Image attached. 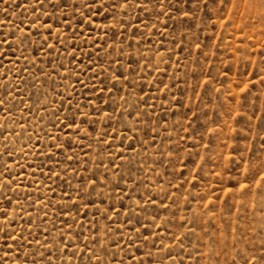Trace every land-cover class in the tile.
<instances>
[{
    "label": "rangeland",
    "instance_id": "obj_1",
    "mask_svg": "<svg viewBox=\"0 0 264 264\" xmlns=\"http://www.w3.org/2000/svg\"><path fill=\"white\" fill-rule=\"evenodd\" d=\"M19 2L0 0V31L16 33L19 28L22 33L28 21L38 14L17 7ZM75 2L79 4L80 0ZM172 2L175 4V0ZM193 3L194 0H189L184 5L185 10ZM45 6L51 10L50 4ZM258 11L251 9L252 14ZM165 12L166 15H161L157 21L155 12L149 15L140 12L138 7L129 8L126 14L121 12L118 16L124 23L118 28H108V35L102 30L104 21L97 17L99 27L87 37L88 46L84 43L86 32L75 41L80 48L75 53V61L71 60L72 30L63 28L60 36L65 41L63 47L49 39L54 49L44 57H34L32 49L36 45L26 44L12 56V60L24 57L18 64L5 61L10 70L27 68L28 72H15L8 80L0 77V94L11 93L0 95V98L7 101L5 108L12 109L7 115L0 112V126H6L8 136L7 142L0 136V154L7 146L10 152L14 151L13 159L19 160L22 168L31 167L17 177L20 169L13 164V179L19 182V187L14 183L12 187L16 191L8 195L14 203L19 199L21 208L14 226L7 231L16 237L23 234L26 239L17 243L8 240L5 245L7 237L0 231V264H33V261L48 264L49 260L51 264H96L97 258L100 264H120V261L129 264L130 255H142L136 251L137 246L144 253H152L154 264H244V260H251L253 255H264L260 250L264 239V175L249 168L250 160L264 159V83L261 82L264 80V28L259 23H249L243 31L239 30L248 16L243 5L239 8L243 16L230 12L225 18L208 19L203 12H197L201 19L194 23L190 18L169 19V16H177L175 7ZM69 14H72L71 8L63 13L64 16ZM56 15L61 14L57 12ZM138 17H143L148 27L139 23ZM75 27L73 21V29ZM113 32H116L114 37ZM53 35H56L55 28ZM92 41L95 47L91 46ZM15 48L16 42L13 43ZM89 56L95 72L101 71L95 61L105 66L100 79L107 77L105 83L110 91H105L95 103L103 108L101 99L113 96L105 109L111 114L107 120L102 114L94 117L85 107L91 103L86 97L93 96L87 90L92 87L91 73L80 74L86 85L82 88L75 76L69 77L59 67L62 63L70 72L79 74V67L84 65L78 66V62L83 60L86 65ZM41 70L49 74L47 79L41 75ZM121 70L124 75L115 83L116 89L123 90L117 93L109 74ZM3 71L0 68V73ZM33 76L40 83L33 80ZM68 85H73L75 90ZM33 92L41 97L40 105L46 108L38 110L40 105L34 103L36 96L29 99ZM45 92L47 96L42 95ZM68 95L71 96L70 112L65 99ZM61 100H65L62 108ZM78 104L81 111L89 113V122L99 120L94 125L97 131L86 139L83 132L77 137L73 131H68L65 137L67 129L61 130L66 113L69 120L75 114L77 124L80 123L81 117L76 111ZM56 109L61 110L57 113ZM57 118L59 123H56ZM109 123L108 135L102 137ZM125 123L135 131H125L121 127ZM111 128H117L127 137L123 145L119 137L108 145L113 135ZM0 132H4V127H0ZM49 135L60 137L58 143L71 138V150L65 145L56 158L60 162L58 168L55 159L48 160L44 155L52 143ZM37 137L39 148L35 146ZM73 153L75 157L71 161L65 160V154L71 157ZM41 161H44L43 174L35 168ZM48 164L61 173L60 180L53 176L49 181ZM65 168L67 174L62 171ZM33 171L36 172L34 176ZM93 171L102 181L103 174L107 173L108 186L98 183L96 191L102 192L109 202H116L115 184L124 187L125 180L126 195L122 203L126 206L132 203L127 193L137 184L140 185L139 195L131 191L133 201L143 196V206L149 196L158 198L155 207L147 205L148 211L139 218L148 224L151 213L159 211L160 217L170 220L168 226L176 239L170 238L165 230L152 228L157 236L150 237L147 242L140 239L136 244L125 246L130 239V229L125 225L120 232L116 231L124 220L123 212L116 223L101 216H96L93 222L96 208L85 205L83 199L78 201L80 211L83 213L85 208L88 211L82 220L74 212L75 223L68 215L61 216L62 189L74 195L80 176L88 178ZM260 172L264 173V168ZM241 186L249 187L251 195H242ZM165 204L167 209L163 208ZM106 206L101 205V211ZM155 223L160 224L161 219ZM107 229L111 231L106 233ZM181 233L185 234L182 248L177 246ZM131 239H136L135 233H131ZM113 240L120 246H115ZM169 253L174 259L169 258ZM142 258L148 264V257L142 255Z\"/></svg>",
    "mask_w": 264,
    "mask_h": 264
},
{
    "label": "snow or ice",
    "instance_id": "obj_2",
    "mask_svg": "<svg viewBox=\"0 0 264 264\" xmlns=\"http://www.w3.org/2000/svg\"><path fill=\"white\" fill-rule=\"evenodd\" d=\"M46 3L51 5V10H49V8L45 6ZM188 3L189 0H175V4H173L172 0H135V3H133L132 0H80L79 4H76L75 0H20V2L16 5L17 7L23 8L24 11H30L31 13L38 14L35 16L34 19L28 21L27 26L22 33H20L19 28H17L16 33L11 32L10 30L9 32L0 31V68L4 69V71L0 73V77H2L4 80H8V77L10 75H13L15 72H28L27 68L10 70L5 64V61H7L8 64L12 65L18 64L19 59L24 57L21 56L17 60H12V56H15L16 51L22 47H25L26 44L36 45V47L32 49L34 57H44L54 49L55 45L49 44V39L55 40L56 43L60 44L61 47H63L65 41L60 39V36L62 35V28L65 31L69 29L72 30V35L74 37L72 47L74 51L72 53L71 60L75 61V53L80 51V48L76 45L75 41L80 39L81 36H84V33L86 32L87 35L84 36V43L86 46H88L87 37L91 36L92 32L95 31L97 27H99L97 25V17H101V19L104 21L102 30H104L105 35H108V28H118L124 23V21L118 19V16L121 14V12L126 14L127 10L132 7H138L140 12H146L149 15L155 12L157 21L159 20V17L161 15H166L165 9H167L168 12H171L172 8L175 7L177 16L175 18L169 16V19H178L183 21L186 18H190L194 23L196 19H201V17L196 14L197 12H203L208 19H212L213 17L225 18V14L230 12H234L235 15L243 16V14L239 12V8L241 7V5H243L245 6L246 11L248 12V16L247 22L241 25L239 30L243 31L245 27L249 26V23H259L262 28H264V0H194V3L191 5L189 10H185L184 5ZM69 8L72 9V14L75 15L69 14V16H64V11ZM252 8H256L259 11L256 14H252ZM57 12H59L61 15L57 16ZM137 19L139 23H144L145 27H148V24L146 23L143 17H138ZM230 19L231 17H229V22ZM109 20L111 21V23L108 22ZM73 21H75L76 25L74 29ZM21 23H24V21H21ZM129 26H131L130 23ZM152 27H155V25H153ZM164 27L167 28L166 23ZM54 28L56 29L55 36L53 35ZM112 35L114 37L116 35V32H113ZM14 42H16L15 49H13ZM91 46L95 47V41H92ZM197 47H199V45H197ZM25 50L27 49L25 48ZM120 51L122 52L123 49H120ZM262 55H264V53H262ZM32 63L33 66H35V59H33ZM51 63L52 62L49 59V66H51ZM79 65H84L83 67H79V74L70 72L67 67L62 63L59 64V67L63 68L65 72L68 73L69 77L75 76L76 82L80 83L82 88H86V85L85 82L80 79V74L88 75L89 73H91L89 79L92 81V87L87 88V90L91 91L93 93V96L86 97V99L91 100V103L86 104L85 107L90 109L94 117H101L102 114V118L107 120L111 114L105 109H107L108 102L109 100L113 99V96L110 95L108 100L101 99V104H103L104 106L103 108H100L95 103V100L100 98L105 91H110L108 88V84L105 83V79H107V77H105V79H100L102 73L105 71L104 64H101L98 60L95 61L96 67H99L101 70L100 72H95L93 69L92 58L91 56H89L88 63L86 65L84 64L83 60L78 62V66ZM145 67H147V65H145ZM52 70L53 72H56L55 68H53ZM262 71H264V69H262ZM56 74L60 75V73L58 72ZM41 75H43L47 79L49 74L41 70ZM109 75L111 76V81H113L112 88L116 89L115 82L120 81L121 77L124 75V72L123 70H121L118 73L111 72ZM67 78L68 77H62V79ZM33 80H35L37 83H40V81L37 80L35 76H33ZM261 82L264 83V80H262ZM101 84H103V87H100ZM68 86L73 87V90H75L73 85ZM14 90L15 89H13V91ZM122 90L123 89H116V92L119 93ZM141 91H143V89H141ZM3 94L10 95L11 93L6 92ZM42 95L47 96V92L43 93ZM33 96H36L35 92L30 93L29 99L32 100ZM120 98L125 99L124 97ZM65 99L67 100L68 109L70 112L72 107L71 96L68 95L67 97H65ZM40 101L41 97L36 96L34 103L40 105ZM64 102L65 100L60 101L61 108L63 107ZM6 103L7 101L5 99L0 98V112H3L5 115L12 111L11 108L4 107ZM21 103H23V101H21ZM177 103H179V101H177ZM46 107V105H40V108L38 110H42ZM60 110L61 109H56V112L58 113ZM76 111L80 114V123L77 124L75 114H73L72 118L69 120L68 113H66L65 122L61 125V130L63 131L67 129V131L64 132L65 137H67L68 131H73L74 135H76L77 137H79L81 132H83V138L86 139L97 131L94 125L98 123L99 120L93 119L91 122H89V113L81 111L79 104L77 105ZM123 114V111H121V115ZM128 115L132 116V113L129 112ZM56 123H59L58 118ZM56 123L53 124V127H56ZM73 125H75L74 129ZM81 125H87V127L82 128ZM0 127H4V132H0V136H3L4 140L7 142L8 136L5 134L7 132V128L6 126ZM110 127L111 125L109 123L105 127L104 131L101 133L102 137L108 135V128ZM121 127L125 131H135L133 127L128 126L126 123ZM111 132L113 133V135L107 142L108 145L111 146V141L118 137L120 138V145H123L124 139L127 137H123L121 131H119L117 128H111ZM48 139L52 141V143L47 146L44 155L47 157L48 160L55 159L56 167L58 168L60 166V162L56 158L60 153L64 151L65 145H68L69 150H71V138L65 139L64 143H58L57 141L60 139V137L57 136L49 135ZM35 146L37 148H39L40 146L39 137H37L35 141ZM129 147H132V145H129ZM22 151L23 149H21V152ZM39 154L40 153L38 152L37 155ZM97 155H99V153H97ZM120 155H123V153H121ZM161 155L165 154L162 153ZM13 156L14 151L10 152L7 146L4 147L3 153L0 154V178H2V182H0V224L3 225V228H0V231L4 232L5 236L7 237V239H5L4 241L5 245H7L8 240H12L13 243H17L20 239H26L25 237H23V234H21L20 237H16L11 235L7 231L8 228L14 226L17 211L21 208L20 200L17 199L14 203L12 197L8 195L9 192L16 191V189L12 187L14 183L17 184V188L19 187V182L13 179V164L16 166V168L20 169V171L16 174L17 177L23 176L25 173V169L27 167H31V165H26L22 168L20 166L19 160H14ZM73 157H75V153H73L71 157L65 154V160L71 161ZM100 165L103 166L102 160L100 161ZM43 166L44 161H41L40 164L35 165V168L40 170L41 174H43ZM47 167V175L50 182L53 176H55L57 180L61 179V173L56 172L55 168H53L51 164H48ZM185 167H187L186 164ZM249 168L254 170V172L257 174L264 175V173L260 172V169L264 168V159L250 160ZM62 171L67 174L68 169L65 168ZM35 174L36 172L33 171L32 175L34 176ZM180 174L181 176H183V171H181ZM103 175V181L101 180V176L97 175L96 171H93L91 173V176L88 178H85L83 175H81L79 183L75 186L74 195L71 191H65L64 189H62L64 195L61 198V202L64 206H62L60 210L61 216L68 215L69 218L73 220V223H75V217H73L72 215L74 212L75 216L81 217L82 220V217L86 216L88 211L87 208H85V211L83 213H81L80 211L78 201L83 199L85 201V205L91 204L94 205L96 208V211L93 213V222H95L94 218L96 216H101L102 219L109 221L110 223H116L117 218L120 217L121 213L123 212L124 220L120 223V227H118L116 231L120 232L125 225L130 229V239L129 241L125 242V246H127L129 243L136 244V240L140 239L147 242L150 237L157 236V233L151 231L152 228L165 230L170 238L174 240L176 239V237L173 236L171 233V228L168 226L170 224V220L167 217H160L159 211L154 210L151 213L148 224H145L143 220L139 218L140 214L148 211L147 205L151 204L155 207L156 199L158 198L149 196L143 206L141 205V201L144 200L143 196H140V199L133 201L131 191H136L139 195L140 185L137 184L136 188L132 189L130 192L127 193V199L129 201H132V203L126 206L122 203L126 195L124 187L127 186V180H125L124 187H122L120 183L115 184V188L113 190L118 193L117 199L114 203L109 202L104 198V194L102 192L96 191L98 183L102 187L108 186L107 173H104ZM129 178H131V172L129 173ZM121 179H124L123 176H121ZM71 187V185H68L69 189H71ZM241 187L242 195H251V190L249 187ZM49 191H51L50 186ZM165 199H167V197H165ZM117 203L119 204V207H117ZM104 204H106L107 206L104 207L101 211L100 206ZM167 207L168 206L166 204L163 205L164 209H167ZM109 213H111L112 215L110 216ZM158 218L161 219L160 224L155 223ZM137 225H139V227H137ZM82 226L83 225L81 223V227ZM141 228L144 230L143 232L140 231ZM98 229L99 226L98 224H96V230L98 231ZM69 231H71V225H69ZM109 231H111V229H107L106 233ZM131 233L136 234L135 240L131 239ZM145 233H147V235H145ZM184 235L185 234L181 233V238L178 240L177 243V246L181 248L183 247ZM70 239H74V237ZM62 240L63 237H61V242ZM120 240H124V237L122 235L120 236ZM112 243L117 247L120 246L118 241L113 240ZM66 248L67 245H65V249ZM260 250L262 253H264V239L261 240ZM136 251L138 253H142L143 256L148 257V264H154L152 260V253H144L139 246L136 247ZM142 255H137L136 257H132L130 255L128 258L129 264H137V261L139 262V264H145ZM169 258L174 259L170 253ZM91 259L92 257H89V260ZM113 260L115 261V256H113ZM33 264H35V261H33ZM48 264H51L50 260L48 261ZM96 264H100L99 258L96 259ZM120 264H124V262L120 261ZM181 264H183V262H181ZM244 264H264V255H253L251 257V260L245 259Z\"/></svg>",
    "mask_w": 264,
    "mask_h": 264
}]
</instances>
